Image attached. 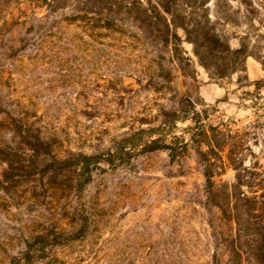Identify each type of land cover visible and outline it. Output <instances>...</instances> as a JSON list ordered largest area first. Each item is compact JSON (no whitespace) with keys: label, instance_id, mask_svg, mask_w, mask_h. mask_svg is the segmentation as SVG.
<instances>
[{"label":"rangeland","instance_id":"rangeland-1","mask_svg":"<svg viewBox=\"0 0 264 264\" xmlns=\"http://www.w3.org/2000/svg\"><path fill=\"white\" fill-rule=\"evenodd\" d=\"M242 21L229 31L249 30ZM115 30L92 0H0V264H229L232 227L192 144L174 159L145 146L181 148L193 121L167 118L201 112L245 165L264 167V80L234 75L218 92L191 44L180 63L128 19ZM79 153L111 161L88 179L70 160Z\"/></svg>","mask_w":264,"mask_h":264},{"label":"trees","instance_id":"trees-1","mask_svg":"<svg viewBox=\"0 0 264 264\" xmlns=\"http://www.w3.org/2000/svg\"><path fill=\"white\" fill-rule=\"evenodd\" d=\"M93 6L102 7L115 30L117 23L128 19L135 28L152 41L176 56L180 63L189 58L182 47L183 42L192 45L198 64L206 71L211 83L223 85L224 81L238 76L237 84L251 85L247 75L246 61L249 57L261 63L264 69V0H92ZM233 3L245 6V13L233 7ZM245 19L249 30L243 34L230 32L237 29ZM259 26H255V24ZM183 30L184 39L177 34ZM116 31V30H115ZM233 41H237V46ZM200 98H188L187 105L195 110ZM201 112L193 116H181L176 111L167 118L170 124L177 121H193L190 142L181 148L174 145L157 146L158 139L151 140L145 150L165 148L174 159L189 152L191 143L203 167L207 183V199L218 209L225 225H231L232 233L223 240L229 264H264V167L258 161L245 165L246 158L234 145L226 144V132L220 127L208 129L201 123ZM166 124V122L164 123ZM230 132V131H228ZM42 140L32 142V146ZM207 146V150H203ZM180 149L182 152H180ZM228 153L225 154V150ZM226 155L227 161H224ZM111 155L109 154V157ZM103 155L72 154L75 171L80 176L91 178L93 169L100 167L110 158ZM63 159L62 163L70 161ZM231 168L234 181L230 184H216L214 177H220Z\"/></svg>","mask_w":264,"mask_h":264},{"label":"crops","instance_id":"crops-1","mask_svg":"<svg viewBox=\"0 0 264 264\" xmlns=\"http://www.w3.org/2000/svg\"><path fill=\"white\" fill-rule=\"evenodd\" d=\"M246 65H247L248 79L251 83L264 80V69L260 62H258L252 57H249L246 61ZM210 85H212L210 87H216L218 92H222L224 94L227 92V89L223 85L222 86L217 84H210ZM206 95H207V98L205 97L206 101L213 99L211 90H207ZM209 97H211V99Z\"/></svg>","mask_w":264,"mask_h":264}]
</instances>
